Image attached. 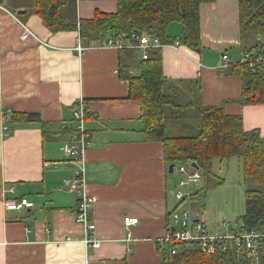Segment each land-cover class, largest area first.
Returning <instances> with one entry per match:
<instances>
[{
	"label": "crops",
	"instance_id": "0c3cea01",
	"mask_svg": "<svg viewBox=\"0 0 264 264\" xmlns=\"http://www.w3.org/2000/svg\"><path fill=\"white\" fill-rule=\"evenodd\" d=\"M116 7L115 0H78L77 17L90 19L95 11L112 13ZM180 30L172 22L167 34ZM200 36L199 52L162 46L164 75L184 91L191 87L202 106L222 105L226 113L241 115L244 129H259L264 138V104L238 103L241 79L227 73L230 65L220 67L223 53L231 61L241 53L237 0L201 4ZM105 38L51 32L34 13L17 17L0 10V264L161 263L167 213L180 205L172 196L162 144L143 138L140 104L127 98L119 51L106 46ZM79 42L84 49L78 53ZM80 99L92 116L85 121L91 143L83 166L94 197L89 220L98 248L84 244V228L75 220L76 188L65 184L77 169L64 148ZM6 110L36 114L40 122H10L5 134ZM21 198L33 206L5 209L3 200ZM124 216L137 217V224L126 228Z\"/></svg>",
	"mask_w": 264,
	"mask_h": 264
},
{
	"label": "trees",
	"instance_id": "16d2710c",
	"mask_svg": "<svg viewBox=\"0 0 264 264\" xmlns=\"http://www.w3.org/2000/svg\"><path fill=\"white\" fill-rule=\"evenodd\" d=\"M4 7L17 17V10L27 9L36 14L51 32L76 30L87 40L100 41L110 35L121 33H145L156 37L161 46L147 49V58L139 59L140 50L123 48L118 50V75L127 80V98L140 104L141 132L146 141H160L167 165L195 162L201 180L213 177L215 162H227L232 158L240 161L244 178L264 186V138L259 129L245 130L243 118L228 114L222 105L202 106L196 100L180 104L184 89L172 84L163 73V45L178 41L190 50H201L200 7L216 0H115L116 11H95L90 19L77 17V0H0ZM237 17L240 51L262 52L264 47V0H237ZM172 22L181 25L176 36L167 34ZM136 61L138 72L130 69ZM228 74L239 76L242 82L237 102L242 105L264 104V66L255 70L243 63L231 64ZM189 90H193L191 87ZM189 108L197 124L180 122V113ZM188 110V111H189ZM187 111V110H186ZM176 123L187 134H170L167 122ZM39 121L36 114L12 112L10 122ZM42 124V123H41ZM197 127V129H196ZM196 129V130H195ZM171 130V129H170ZM205 189L195 187L189 198H204ZM187 200V199H186ZM185 200L178 201V205ZM178 208L175 207L176 210ZM167 213V225L171 221ZM264 222V191H245V211L236 223V228L251 230ZM175 249L174 254L171 250ZM160 264H264V239L259 243L257 259L246 255L242 249L225 253L203 252L199 241L164 243L161 248Z\"/></svg>",
	"mask_w": 264,
	"mask_h": 264
},
{
	"label": "built area",
	"instance_id": "2783aa9c",
	"mask_svg": "<svg viewBox=\"0 0 264 264\" xmlns=\"http://www.w3.org/2000/svg\"><path fill=\"white\" fill-rule=\"evenodd\" d=\"M0 10H7L1 1ZM103 42L106 46L117 50L123 48L138 49L141 52V60L147 58V49L161 46L156 37H151L145 33L138 34L136 32L130 34L121 33L116 36L110 35L107 36ZM171 45L176 47L180 45V43L175 41ZM75 49L79 53L83 51L84 47L79 42ZM221 59L224 62L220 66L221 68L239 62L255 70L256 68L264 66V47L260 53L255 51H241L236 61H231L226 53L222 54ZM11 117L12 112L10 110L1 112L2 130L5 134L10 133L8 124ZM87 117L92 118V116L88 114L85 101L80 99L72 108L73 136L64 148L66 158L72 162L75 161L77 169L71 179L65 180V184L76 188L77 206L74 213L76 222L81 224L84 228V244L87 248H98L100 241L93 235L95 224L89 220V211L94 204V197L89 194L86 189V181L84 178V152L91 143V135L85 127ZM56 164L57 163L54 162V165ZM176 166L177 165H175L174 171L176 169V171L181 174V178L177 184L178 188L173 194L178 201L185 200L189 203V198L193 189L198 186L199 180H201V173L199 169L192 167L190 163ZM8 192H13V189L10 188ZM3 201L5 209L8 210H21L33 206V203L25 198L5 199ZM170 217L171 221L168 229L161 238L162 243L196 240L200 242V247L203 252L212 254L218 251L225 253L228 250L238 248L245 251L248 257L254 260L257 259L259 243L264 239V222L259 225L258 228H253L251 230H246L242 227L236 228V224L232 227L230 224L224 223L225 231L223 233L210 234L203 222L196 219L197 217L193 215L189 207L181 210L178 208L172 210ZM137 222V217H123V224L126 228L137 224ZM175 252V249L171 250L172 254Z\"/></svg>",
	"mask_w": 264,
	"mask_h": 264
},
{
	"label": "rangeland",
	"instance_id": "374dc122",
	"mask_svg": "<svg viewBox=\"0 0 264 264\" xmlns=\"http://www.w3.org/2000/svg\"><path fill=\"white\" fill-rule=\"evenodd\" d=\"M195 97L194 90L186 91L183 98L180 99V104L183 102L186 103ZM188 110L189 108L182 110L180 113L181 116L178 118L179 121L196 125V119L190 110ZM170 124L173 125L170 126ZM167 125V128L169 126L172 128L171 130L169 129L170 134L188 133L186 130L178 128L173 120L168 121ZM214 173L215 175L213 177H207L206 180H199L198 187L205 189L204 198L197 200L194 196L190 203L186 201L180 204V208L178 207V209L181 210L189 207L193 215L204 222L210 234H221L225 231L224 223H228L233 227L244 213L245 191L250 189L264 191V186L256 185L251 180L244 178L240 169V161L236 158H232L227 162H215ZM169 178L172 181L170 188L174 192L178 188L177 184L181 178V174L175 169L172 174H169ZM172 196L178 202L174 194Z\"/></svg>",
	"mask_w": 264,
	"mask_h": 264
},
{
	"label": "water",
	"instance_id": "95a60500",
	"mask_svg": "<svg viewBox=\"0 0 264 264\" xmlns=\"http://www.w3.org/2000/svg\"><path fill=\"white\" fill-rule=\"evenodd\" d=\"M16 13L18 15H23L25 13H27V9H20V10H17ZM175 163H170L167 167V172L168 174H172L174 172V168H175ZM190 165L196 169H199L198 165L195 163V162H191ZM263 223V221H260L259 222V225H261Z\"/></svg>",
	"mask_w": 264,
	"mask_h": 264
}]
</instances>
